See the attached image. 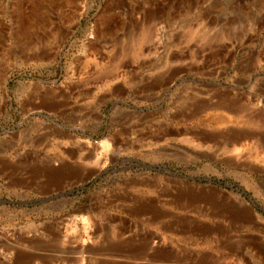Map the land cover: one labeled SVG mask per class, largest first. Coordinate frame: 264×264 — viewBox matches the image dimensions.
Wrapping results in <instances>:
<instances>
[{
    "label": "rangeland",
    "instance_id": "1",
    "mask_svg": "<svg viewBox=\"0 0 264 264\" xmlns=\"http://www.w3.org/2000/svg\"><path fill=\"white\" fill-rule=\"evenodd\" d=\"M263 122L264 0H0V264H264Z\"/></svg>",
    "mask_w": 264,
    "mask_h": 264
},
{
    "label": "crops",
    "instance_id": "2",
    "mask_svg": "<svg viewBox=\"0 0 264 264\" xmlns=\"http://www.w3.org/2000/svg\"><path fill=\"white\" fill-rule=\"evenodd\" d=\"M202 106H203V108L200 109V110L198 111V113H200V114L206 112V111H205V109H206V108H205V104H202L201 107H202ZM173 117H177V116H173ZM231 123H232V122H228V123H226V124H219L218 127L225 126V125H229V124H231ZM217 124H218V123H217ZM242 126H243V125H242ZM243 128H244V127H243ZM250 128H252V127H250ZM245 129H246V128H245ZM56 134H57V133L52 132V135H53V136L56 135ZM200 134H201V133L197 134V135H199V136H197L196 138H198V139H202V138L208 136V135H205V134H204V135H202V134L200 135ZM244 140H245V139H244ZM40 141H41V140H40ZM43 141H44V140L42 139L41 142H43ZM41 142H40V143H41ZM233 148H234V147H233ZM56 170H59V169H56Z\"/></svg>",
    "mask_w": 264,
    "mask_h": 264
},
{
    "label": "bare ground",
    "instance_id": "3",
    "mask_svg": "<svg viewBox=\"0 0 264 264\" xmlns=\"http://www.w3.org/2000/svg\"><path fill=\"white\" fill-rule=\"evenodd\" d=\"M194 33V32H193ZM130 47V46H129ZM131 48H132V46H131ZM226 104H224V106H225ZM225 108V107H224ZM228 108V107H227ZM255 117H256V115H255ZM250 118V117H249ZM260 122V121H259ZM264 123V122H263ZM262 128V127H261ZM250 135V133L249 132H242V133H239V134H237V136L239 137L238 139L239 140H241L242 138H244V137H246V136H249ZM238 141V140H237Z\"/></svg>",
    "mask_w": 264,
    "mask_h": 264
},
{
    "label": "water",
    "instance_id": "4",
    "mask_svg": "<svg viewBox=\"0 0 264 264\" xmlns=\"http://www.w3.org/2000/svg\"><path fill=\"white\" fill-rule=\"evenodd\" d=\"M202 180H204V179H202ZM208 180H211V179H208Z\"/></svg>",
    "mask_w": 264,
    "mask_h": 264
}]
</instances>
